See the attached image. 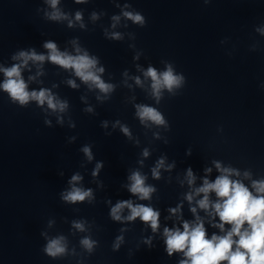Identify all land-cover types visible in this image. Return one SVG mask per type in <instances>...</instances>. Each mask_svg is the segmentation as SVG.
<instances>
[{
    "label": "clouds",
    "instance_id": "clouds-1",
    "mask_svg": "<svg viewBox=\"0 0 264 264\" xmlns=\"http://www.w3.org/2000/svg\"><path fill=\"white\" fill-rule=\"evenodd\" d=\"M47 2L52 8L50 13H46L49 20L62 21L68 19V16L57 7L60 0H47ZM83 2L85 0H76V3ZM205 2L207 3L208 0H205ZM125 7H128V5ZM122 15L142 27L146 24V18L140 12L123 11ZM97 18V14L93 13L92 19ZM120 19V16L112 17L114 22H119ZM75 20H82L81 12H76ZM72 25L73 22L69 20V27ZM115 26L116 23H113L112 27ZM81 27H84V25L81 24ZM257 31L264 34V28L257 29ZM105 35L109 39H122V35L118 32L111 34L106 32ZM72 43L75 45L76 41L74 40ZM43 47L47 49L46 55L37 54L34 49L20 51L12 59L20 60L21 63L7 68L0 67V72L4 75V80L0 83V89L8 94L11 102L26 106L30 101H35L38 106L46 104L48 109L60 113H63L68 107L66 101H61L48 89L41 88L39 91H29L28 83L22 76V69L28 65L29 61L40 64L46 60L50 61L66 70H72L74 75L87 84L89 88L99 89L104 94L113 91L114 85L105 83L101 78L104 68L97 67L98 58L90 55L87 50H82L77 46L75 47L76 54L73 55L67 51H60L56 43L52 41L45 42ZM143 75L146 79L150 78L151 95L157 99V102H159L162 95V90L166 89L168 92L175 94L174 90L181 88L185 82V77L182 74H177L171 63H167L165 70L162 72H158L154 67L149 66L143 72ZM33 79L35 77H29V80ZM67 83L73 88L78 87L74 80L70 79ZM136 83L141 84L139 77L136 78ZM88 111H91V109L89 108ZM136 115L142 124H146L148 121L156 125L166 124L163 115L154 107L138 104L136 105ZM45 123L50 122L45 121ZM104 126H107L106 122ZM121 130L126 135H130L127 127L122 126ZM82 151L89 160L92 159L89 147H84ZM144 155H148L147 150H145ZM163 164V160L158 161L156 168L152 170L154 177L158 178V169ZM101 167L102 165L97 163L93 172L94 176ZM216 168L221 172V175L214 182L205 179L203 186L195 190L196 194H204L203 198L198 201V205L199 208L206 211L211 207L214 214L219 216L220 223L214 225V227H219L221 231H224V225L231 224V229L225 235L213 234L209 239L204 224L199 217H197L195 224L190 225L189 222H184L183 231L179 228L174 230L165 228L164 236L166 237L167 252L169 255L174 251L183 252L187 259L181 260L180 264H222L223 261H227V264H264V182H253L252 187L257 193V195H253L243 183L230 179V176L234 173L233 169L222 168L218 162ZM235 175H239V173L236 172ZM187 178L189 185L193 184L195 178L191 168L188 169ZM80 179L79 175L72 176L70 183L73 184V187L70 191L61 194L64 201L75 203L92 197L91 189L84 190L74 186L75 182ZM129 179L131 181L129 191L134 195H138L141 200L149 199L151 193L155 191L153 187L145 185V177L139 172H133ZM211 192H215L217 197V201L214 203L209 200V193ZM187 199L192 201L193 196L189 194ZM125 208L130 211V214L126 217L128 221H134L139 217L143 222L150 224L154 232L159 227L158 211L145 205H133L130 200L118 201L111 208V218L120 221L122 219L121 213ZM171 211L175 213L178 209H171ZM191 211L195 214L196 208H191ZM245 224H247V227H244ZM73 226L80 231L85 230L83 222H74ZM234 237H238V239H234ZM121 240L122 237L117 238V242L113 246L114 249L119 248ZM80 243L88 252H91L96 244L95 241L87 237L83 238ZM43 251L52 258L66 255L68 251L66 238L62 235L49 238Z\"/></svg>",
    "mask_w": 264,
    "mask_h": 264
}]
</instances>
